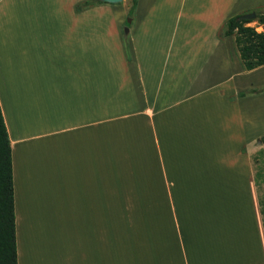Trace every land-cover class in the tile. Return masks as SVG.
Segmentation results:
<instances>
[{
	"label": "crops",
	"instance_id": "crops-1",
	"mask_svg": "<svg viewBox=\"0 0 264 264\" xmlns=\"http://www.w3.org/2000/svg\"><path fill=\"white\" fill-rule=\"evenodd\" d=\"M135 1L0 0L16 264H263L264 0Z\"/></svg>",
	"mask_w": 264,
	"mask_h": 264
},
{
	"label": "trees",
	"instance_id": "trees-1",
	"mask_svg": "<svg viewBox=\"0 0 264 264\" xmlns=\"http://www.w3.org/2000/svg\"><path fill=\"white\" fill-rule=\"evenodd\" d=\"M135 0H132L130 15ZM87 5V3H86ZM255 22L262 27L261 32H256L253 27L246 26ZM223 36H233L234 43L246 71L253 70L264 65V10L254 13L253 19H242L241 16L229 18L222 31ZM264 144V136L259 138ZM254 176V182L256 178ZM261 219L264 220V203L257 200ZM263 244H264V225ZM0 264H16L13 210H12V172L11 151L6 133L4 121L0 112Z\"/></svg>",
	"mask_w": 264,
	"mask_h": 264
},
{
	"label": "rangeland",
	"instance_id": "rangeland-1",
	"mask_svg": "<svg viewBox=\"0 0 264 264\" xmlns=\"http://www.w3.org/2000/svg\"><path fill=\"white\" fill-rule=\"evenodd\" d=\"M131 14L127 15L125 18V24L127 23V20L130 21V26L131 24ZM246 26L248 27H254V30L256 32H261L262 28L258 26L255 22L248 23ZM261 28V29H260ZM263 130V131H262ZM264 136V129H261V136ZM258 150H256L255 154L253 155V161H254V169L256 171V178H255V196H256V202L259 199L264 203V144H261L258 139ZM259 210V206H258ZM262 225H264V220L261 219Z\"/></svg>",
	"mask_w": 264,
	"mask_h": 264
},
{
	"label": "water",
	"instance_id": "water-1",
	"mask_svg": "<svg viewBox=\"0 0 264 264\" xmlns=\"http://www.w3.org/2000/svg\"><path fill=\"white\" fill-rule=\"evenodd\" d=\"M103 2H109V3H115V2H118L120 0H101ZM242 19H253L254 18V14H248V15H244V16H241ZM130 22L129 20H127V23Z\"/></svg>",
	"mask_w": 264,
	"mask_h": 264
},
{
	"label": "built area",
	"instance_id": "built-area-1",
	"mask_svg": "<svg viewBox=\"0 0 264 264\" xmlns=\"http://www.w3.org/2000/svg\"><path fill=\"white\" fill-rule=\"evenodd\" d=\"M254 28V27H253ZM264 264V263H263Z\"/></svg>",
	"mask_w": 264,
	"mask_h": 264
}]
</instances>
